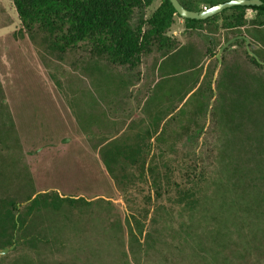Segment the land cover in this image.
I'll use <instances>...</instances> for the list:
<instances>
[{"label":"trees","instance_id":"trees-1","mask_svg":"<svg viewBox=\"0 0 264 264\" xmlns=\"http://www.w3.org/2000/svg\"><path fill=\"white\" fill-rule=\"evenodd\" d=\"M11 1L21 24L16 36L41 35L49 42V49L60 55L84 51L90 58L105 61L114 68L136 71L144 58L157 53L162 74L157 83L158 106L165 101L168 108L163 116L162 104L150 128L143 132L122 130L113 136L103 130L95 134L90 127L86 128L83 138L99 140L101 144L98 146L100 159L88 163L84 154L74 150L82 135L71 116L66 120L58 106L49 104L50 99L40 87L26 85L14 99L7 95L8 85L0 80V251L15 243L34 248L45 244L49 239L39 223L45 215L68 220L75 214L83 216V212L100 202L105 203L104 199L89 201L81 196L77 186L70 195L61 194L58 186L44 192L39 186V179L43 177L35 172L37 164L32 167L28 160L41 157L48 150L65 148L67 155L73 150L82 158L56 169L52 179L68 182L85 177L89 180L92 174L101 188L149 182L159 198L174 186L175 197L189 209L200 199L192 191L181 190L175 178L180 172L184 177L192 176V163L200 157L195 146L206 133L213 139L210 152L222 164L223 193L211 199L217 201V210L202 213V218L195 216L190 224L201 223L209 215V222L218 226L208 230L211 246L204 245L208 253L230 258L242 251V257H249L251 263L253 260L254 264H264V75L261 72L264 65L260 63H264L261 58L264 42L249 38L250 45L258 46L252 51L260 62L250 55L245 39H237L224 50L216 81L217 97L210 111L214 75L219 66L217 54L230 40L226 39L223 44L222 32L236 35L246 26L264 28V8L234 7L204 22L183 19L187 32L204 38L206 65L182 101L176 104L172 100L181 92L186 81L183 76L187 75L177 65L181 42L168 35L176 17H180L171 0H162L148 18L145 12L154 0ZM179 1L186 9L198 11L230 0ZM248 10L258 12L251 22L246 18ZM234 46L243 47L245 63L228 57L238 53ZM180 144H184L181 149ZM156 145L160 147L158 153ZM149 211L146 210L148 214ZM199 212L203 211L195 213ZM132 218L143 227L142 220ZM130 230L133 239L144 233L143 229Z\"/></svg>","mask_w":264,"mask_h":264},{"label":"rangeland","instance_id":"rangeland-1","mask_svg":"<svg viewBox=\"0 0 264 264\" xmlns=\"http://www.w3.org/2000/svg\"><path fill=\"white\" fill-rule=\"evenodd\" d=\"M161 2L154 0L153 6L145 12L147 18ZM20 28L12 1L0 0V80L5 86L8 85L7 95L16 99L26 89L24 86L40 87L41 92L50 99L49 104L58 106L66 120H70L68 117L71 116L76 123L82 137L77 139L79 142L74 150L80 155L84 154L88 163L100 159L98 146L101 144L99 140L83 138L87 133L86 128L90 127L95 134L103 130L105 134L113 136L122 130L138 133L150 128L154 115L163 105L161 113L163 116L167 114L164 111L168 108L167 102L163 101L158 106L157 83L162 79V74L158 68L161 61L157 53L144 58L136 71H130L90 58L84 51L60 55L49 49V42L41 35L16 36ZM168 35L181 42L182 52L177 65L187 75L183 76L186 81L180 88L181 92L172 100V103L179 104L206 65L204 53L207 44L199 34L187 32L183 19L178 16ZM232 37L233 34L224 31L220 36L223 44ZM236 51L240 54L236 52L228 57L245 63L243 47L236 48ZM261 58L264 60V56ZM218 68L214 75L216 81L220 72ZM261 72L264 75V70ZM226 83L228 85V81ZM213 89L211 104L217 97L216 82H213ZM210 128L209 112L206 131ZM68 141L71 142V139L68 138ZM212 141L210 135L205 133L200 144L195 146L200 157L192 163L190 178L184 177L182 172L176 174L175 180L180 189L192 191V195L196 194L200 199L195 207L191 205L189 209H185L179 198L175 197L174 186L159 198L149 182L135 181L101 188L92 174L89 180L85 177L68 182L52 179L51 174L56 169L82 158L73 150L70 155H67L65 148L48 150L42 152L41 157L28 160L32 167L37 164L35 172L43 177L39 179V186L44 192L58 186L61 194L70 195L77 186L80 187L81 196H86L89 201L104 199L105 203L100 202L83 212V216L75 214L68 220L45 215L39 223L49 240L35 248L15 243L7 254L0 255V264H254L253 260L252 263L248 260L249 257H242V251L230 258L208 253L207 246H204L211 243L208 230L218 226L211 220L209 222V215L201 223L196 221L195 225L190 224L195 216L202 218V213L205 215L206 211L217 210V201L211 199L223 193L220 184L225 176L222 164L210 152ZM183 145H179L180 149ZM159 149L156 145V153ZM149 209L148 214L146 210ZM133 216L142 220L143 227L136 224ZM130 229H143L144 233L138 235L140 238L133 239ZM147 233L150 235L146 237Z\"/></svg>","mask_w":264,"mask_h":264},{"label":"water","instance_id":"water-1","mask_svg":"<svg viewBox=\"0 0 264 264\" xmlns=\"http://www.w3.org/2000/svg\"><path fill=\"white\" fill-rule=\"evenodd\" d=\"M174 8L176 9L177 13L179 14V16L184 19V20H195V21H200V22H204V21H208L218 15H220L221 13H223L226 10H229L231 8L234 7H238V8H260L263 7L264 8V1L262 0H244V1H227L224 2L222 4H220L219 6L216 7H212L210 9H203L201 11H194V10H189L186 9L179 0H171ZM242 38V37H240ZM236 39H232L230 41H228L220 50L219 53L217 54V58L219 59V68L221 67L222 64V54L224 52L225 49H227L233 42H235ZM246 40V46L248 51L250 52V55L255 57L258 61V57L256 56V54L252 51V50H256L258 49L257 46L250 45L251 42L248 38H245ZM252 48V49H251ZM260 62V61H259ZM261 64L264 65L263 62H260ZM219 68L217 71H219ZM216 82V79L214 80V83ZM213 102L211 104V109L213 107ZM14 248V245L11 248H5L3 250L0 251V255H5L7 254L11 249Z\"/></svg>","mask_w":264,"mask_h":264},{"label":"flooded vegetation","instance_id":"flooded-vegetation-1","mask_svg":"<svg viewBox=\"0 0 264 264\" xmlns=\"http://www.w3.org/2000/svg\"><path fill=\"white\" fill-rule=\"evenodd\" d=\"M230 1H242V0H230ZM262 1H264V0H262ZM225 2H227V1H225ZM200 6H202V4ZM213 7H216V6H213ZM210 8H212V7L211 6H205V7H203V9H210ZM198 11H201V10H198ZM257 16H258V12L254 11V10H248V12L246 13V18H247V21H249V22L255 20ZM246 30H248V34H247V31ZM240 37H242V38H240ZM250 37L254 41H257L258 40V41L264 42V28L254 29V28H251L250 26H246V27L240 28L239 33H237L236 35L233 34L232 39H236V40L237 39H245V38H248L249 39ZM232 39H230V40H232Z\"/></svg>","mask_w":264,"mask_h":264}]
</instances>
